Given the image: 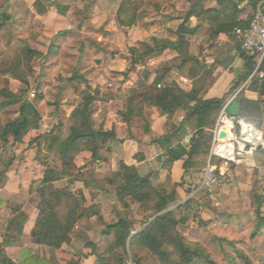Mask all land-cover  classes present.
Wrapping results in <instances>:
<instances>
[{"label": "trees", "instance_id": "1", "mask_svg": "<svg viewBox=\"0 0 264 264\" xmlns=\"http://www.w3.org/2000/svg\"><path fill=\"white\" fill-rule=\"evenodd\" d=\"M184 1L192 3L191 9L187 13L177 12L175 2L168 3V6L163 9V11H171L170 14H183L180 15L183 22L176 32V42L153 37L142 43L141 48H131L129 50L131 59L129 72L135 69L137 65L144 64L148 59L169 49L176 51L179 57L176 61L162 67L157 72L153 82L148 83L150 75L145 74L146 82L139 83L137 88L129 90L124 97L125 110L120 112L118 116L121 122L130 126L135 124V119L143 117L146 106L156 108L161 115L167 116L168 134L162 140L168 147L167 165L172 166L176 161L187 158L184 163V170L188 172L191 169H203L207 165L213 139L212 132L218 116L226 104V97L214 100H203L199 97L200 92L206 87L205 81L210 75V71L203 62L189 54L190 44L186 37L198 32V27L196 29L190 28V20L193 17H197L199 21L204 20V18H211L215 23L220 20L221 14H235L231 18L228 17L227 21L217 22L210 32V37L215 38L223 32L232 40L235 38L233 30L236 27L244 28L248 23L235 20L241 11L239 10L240 5L232 0H215L222 7L220 11L204 10L203 2L205 0ZM251 1L256 2L257 0ZM257 4L256 2L253 6L256 8ZM143 5V0H123L117 12L119 27L134 26ZM55 7L63 15H66L70 10V6L56 4ZM33 8L40 16L49 14V7L43 0H37ZM9 21L10 16L0 9V30L4 29ZM237 43L235 48L246 62V72L241 78V83H245L254 75L258 66V59L257 55L244 52L239 42ZM55 50L56 47L52 46L47 56L55 55ZM16 53L17 67L22 62L29 65L37 59L46 57L33 50L27 42H22ZM173 69H177L181 75L197 79L191 92L184 91L176 83H164ZM262 73L264 75V62L261 64L258 73L251 78L249 89L259 91L261 97H264V76H260ZM23 81L26 83L25 80ZM69 84L75 93L82 96V102L72 112L67 126L60 120L50 132L37 137L30 143V147L35 143L37 144L38 159L43 158L49 162L56 161L55 157H57L59 161L56 165L55 163L46 165L44 178L35 190H31V193H35L38 199L36 204L39 212L31 233L32 243L52 250H61L64 245L71 243V236L80 220L93 217L102 219L100 206L85 207L84 199L78 196L72 187L57 188L55 186L57 181L68 179L70 185L81 182L88 189L93 188L106 192L112 189L124 209H129L131 203H137L151 212L152 215L146 222L147 227L133 237L131 248L140 247L150 250L162 264H219L201 245L191 243L181 235L178 228L185 220H175L173 218L174 211L163 214L169 210L170 195H162L148 177H142L139 174L136 167L127 166L124 162H120L117 171L113 173L89 175L78 173L74 175V170H76L75 159L81 153H91L94 162H108V141L116 139V135L114 131H106L103 126H97L92 121V105L95 101L108 103L117 96L112 90L100 91L97 89L91 94L89 81L85 75L79 72L74 73ZM0 95L4 97V101L0 103V112L13 106H19L18 117L1 128L0 140L5 145L9 143L10 138H13L15 143H22L31 130L38 128L42 119L37 105L35 102L25 100L23 96H17L11 92L1 91ZM42 98L43 96L39 95L35 101H41ZM235 100L238 102L243 120L254 124L259 129L264 126V99L252 101L241 93ZM192 104L193 106H191ZM179 109H185L187 114L181 125L175 127L171 120ZM145 124V130L148 132L150 123L145 121ZM187 129L194 132L189 150L180 144L187 135ZM175 141L178 142L176 146L173 145ZM202 157L204 158L200 160ZM254 161L257 166L254 170L258 171L264 168L263 150L255 153ZM12 166L13 160L6 162L0 159V189H3L8 183L7 174ZM188 204L189 201L176 210H181ZM255 205L257 206L259 222L252 232V239L264 237V190L262 193L257 192L255 194ZM4 206H8L12 212V218L7 222V233L9 235L14 233L21 235L22 228L27 221V215L21 206L0 200V207ZM152 219L154 220L151 221ZM133 232L134 223L127 219H120L116 223L106 225L103 235L105 237L112 236L113 245L127 252L128 242ZM8 240H5L3 244L6 247L11 245ZM230 244L241 260L246 264H252L243 250L236 248L233 242ZM87 248L90 249V254L96 257L95 264H109L108 259L99 251L97 244L90 243ZM134 260L135 264H143L136 258ZM229 262L230 264H238L230 256ZM0 264H14L8 259L1 246ZM21 264H51V262L35 255H23ZM69 264H81V260H71ZM118 264H124V262L120 260Z\"/></svg>", "mask_w": 264, "mask_h": 264}, {"label": "crops", "instance_id": "2", "mask_svg": "<svg viewBox=\"0 0 264 264\" xmlns=\"http://www.w3.org/2000/svg\"><path fill=\"white\" fill-rule=\"evenodd\" d=\"M36 1L37 0H34V2L31 4L32 7ZM232 1L240 5L239 10L241 11V14H238L235 20L248 24L252 20L254 13L264 2V0H257L256 2L258 4L255 8L253 4L256 2H252L251 0ZM44 2L49 7V14H47L46 16H40L37 13L8 15H16L20 18L25 19L30 16V20H33L32 27H34V29L35 27H38L37 29L45 30L41 37H45L44 39L46 40L48 31H50V29H53L50 25H52L56 21H59L61 23V21L71 19L73 14H60L54 5V3L60 4L58 0H45ZM178 2L179 5H176L177 12L187 13L188 11H190L192 3L184 0H178ZM120 4L118 5L114 16V22L117 29H129L139 24V20L141 17L140 13L143 10L144 5L137 16V23L132 27L121 28L117 23V12ZM64 6L70 5L65 4ZM203 6L204 10L220 11L222 9L220 4L215 0H205L203 2ZM53 10L58 14H53ZM170 13L172 12L170 11L168 14H163L164 16H162L158 20L159 23L155 24V28H151L150 31H147L144 28L142 31L144 32V35L148 32H151L153 35L147 37L145 40H142V42L138 46H134L132 48H141L142 43L149 41L153 37L160 40H169L171 42H176V32L183 22L180 15L183 14ZM233 15L235 14H221V18H219L220 20L216 21L215 23L211 18H204V20L199 21L197 17H193L190 20L189 26L191 29H196L198 27V32L186 37L187 41L190 44L189 54L203 62L206 65L207 69L210 71V75H208L205 81L206 87L200 92L199 97L203 100L223 99L226 97L225 106L230 105L233 100L236 99L241 93L244 94L247 99L252 101H258L261 98L262 100L264 99V97H261L259 91H252L249 89V82L255 75V73L249 81L241 83V78L246 72V62L235 48L238 45L237 42H239L236 37L235 30L242 27H236L233 30L235 37L233 40L223 32L219 33V35L215 38L210 37V32H212V28L215 24H217V22L227 21L228 17L231 18L233 17ZM42 24H45L47 26H45L44 28ZM75 29H77V27L75 28V26H72L69 21V23H67L64 28L59 29L55 33V35H58L60 32H64L65 30H72L71 33L74 34L76 33ZM98 39L99 43L104 40L99 36ZM56 40L57 38H55L54 36L51 37L50 43L52 44L49 46L47 52L35 48L33 45L31 46V48L45 55L46 57L42 59L43 61H45L47 58L52 57H48L47 54L50 48L52 46H55L56 54L53 56H56L58 54V57L56 58L58 59V67L56 68V71H60V73H66L69 69L73 71V75L75 72H80L81 74L85 75L87 80L89 81V86L91 87V90L89 92L91 94L97 89H99L100 91L112 90L117 96L115 99L109 101L108 103L95 101L93 105H96L97 110H95L96 108H92L91 115L92 121L97 126H103L106 131L115 132L116 139L109 140L107 145V148L109 150L108 162H94L92 160L91 153L84 152L75 159V166L78 169V172L84 173L86 175L113 173L117 171L118 164L120 162H124L127 166L136 167L142 177H148L152 184L162 195H170L169 205L173 202L175 205L174 209H177L179 206L189 201L188 199L190 195L196 193L197 191V193H201L203 190L210 188H200L204 170L207 165L203 169H191L188 172H185L184 170V163L187 158L176 161L172 166L167 165L168 147L166 143L162 142V140L168 134L167 116L161 115L156 108L147 106L144 107L143 117L140 119H135V124L132 126L127 123L121 122L118 116L120 112H123L125 110L124 97L129 92V90L137 88V86L141 82H146L145 74L150 75L148 83L153 82L156 78L157 72L162 67L170 62L176 61V59L179 57V54L176 51L169 49L162 54L155 55L154 57L148 59L144 64L137 65L131 72H129L130 68H128V70L124 72L125 77L119 78L120 81L116 82L117 80L105 78L102 74H100V71L98 70L95 71L92 69L89 71L85 70L84 72L79 71L78 69L80 68L75 70L79 63H81L83 59H86L83 58L81 50L76 46H72L70 44V38H61L60 40H58V44L54 43ZM29 41L26 42L28 44H32L34 42L33 40ZM86 51L87 53L90 52L89 49H87ZM97 54L95 55V57L97 56ZM84 56H86V54H84ZM136 70L139 74L137 77L132 75ZM73 75L66 77L64 82L55 84V86L58 87L56 96L64 100L62 101L60 112H58V110L56 109L48 110L46 115L44 116L37 106L42 116L38 128L31 130L23 139L22 143H15L13 138L9 139V145L12 147L11 149L14 153L11 158V160H13V166L7 174L9 179L8 183L3 189H0V200L21 206L23 212L27 215V221L22 228L21 235L17 233L9 235L6 229L7 222L12 218V212L8 206L0 207V246L5 251L8 259H10L14 264H21L23 261V255H35L42 259L50 261L51 264H69V262L75 258L74 254L76 253V246L77 241L80 240L79 238H84V240H87V243L89 244H98L102 240V238H104L103 232L105 231V226L108 224L116 223L120 220L119 219L116 222H111L112 214L110 213V211L123 213V208L121 207V204L119 203L116 194L112 189L108 192L93 188L88 189L84 186L83 183L77 182L75 183L76 186H74L73 191L78 196L84 199L85 207H90L93 205L100 206L102 219L93 217L91 219L84 218L80 220L77 223L71 236V243L68 245H64L61 250H52L48 247L37 246L32 243L31 233L36 224L39 212L36 204V201L38 199L35 198V196L30 195L31 190L33 186L37 187L44 178L47 169L46 165H53V162L45 161L43 158L38 159L36 154L37 152H35V150H37V144L35 143L30 147V143L37 137L50 132L56 125H58L60 120L65 124V126H67L72 112L82 102V96L75 93V91L69 84V80ZM196 81L197 79L190 78L187 75H181L177 69H173L164 83H176L184 91L191 92L195 86ZM15 82L18 83V88L17 90L13 91V93L17 96H21V94L23 93L22 82H20V80L18 79H15ZM25 82V84L27 85L31 83L28 78L25 80ZM44 89L46 90V93H50L49 91L50 89H52V87L44 84ZM70 92L74 94V98H76L77 101L75 105L68 107L66 105V102L68 96H70ZM42 96L43 98L41 101H44L48 98L44 97V95ZM191 106H193V104ZM64 111L66 113H64ZM186 114L187 111L185 109H179L171 120L172 124L175 127H179L185 119ZM93 116L96 117L97 120H94ZM62 117H65L66 120H63ZM144 120L150 123L148 132L145 130L146 124ZM217 122L218 119L216 121V124ZM186 132L187 135L182 139L180 144L184 148L189 150L194 132H192L190 129H187ZM177 144L178 142L175 141L173 145L176 146ZM203 158L204 157L200 158V160H202ZM209 160H207V164ZM213 164H215V166L219 169V173H221L222 175L227 172L228 166H226V164L222 160L216 158V160H213ZM240 167L244 166L240 165ZM260 170L264 171V168ZM68 182L69 181H67L66 179H63L61 182H57L55 184L57 188H60L59 185H61V183L68 184ZM30 199H33L32 202ZM167 211H172V209H169ZM121 219H126V217ZM7 239H9L8 241L11 244L9 247L3 245L5 240ZM85 253L90 252H86L85 250ZM86 256L87 258H84L81 264H94L95 257L90 254H87Z\"/></svg>", "mask_w": 264, "mask_h": 264}, {"label": "rangeland", "instance_id": "3", "mask_svg": "<svg viewBox=\"0 0 264 264\" xmlns=\"http://www.w3.org/2000/svg\"><path fill=\"white\" fill-rule=\"evenodd\" d=\"M58 1L62 6L69 4L70 10L67 14L73 15L71 19L61 21V23L59 21L51 23L52 25L50 26L53 29L48 31V36H46L47 41L44 39L45 37H41L45 32L44 29H37L38 27L34 29L32 27L33 20H30V16L26 19L16 15L10 16V21L6 27L0 30V92L13 93L18 88V83L15 82V79L20 80L23 85L21 96L25 100L35 102L44 116L48 110L56 109L60 112V107L64 100L56 96L58 87L55 84L64 82L66 77L73 75V71L69 69L66 73L56 71L58 67V59H56L58 54L47 58L45 61L37 59L29 65L22 62L17 67L16 52L22 42L33 40L34 42H31L30 46L33 45L35 48L47 52L49 46L52 44L50 43L52 36L57 38L54 42L56 44H58V40L61 38H70V44L79 48L83 58H86L79 63L75 70L78 68H80L78 70L81 72L92 69L98 70L105 78L114 79L117 80L116 82H119V78L125 77L124 72L130 68V48L138 46L142 40L153 35L151 32L144 35L143 29L145 28L147 31H150L151 28H155V24L159 23V18L164 16L163 14L170 12L163 11L168 6V3L175 2L176 5H179L178 0H143L144 8L140 13L139 24L129 29L120 30L116 27L114 16L122 0ZM33 2L34 0H0V9L7 14H36L31 5ZM56 4L58 3H54V5ZM53 12V14H58L54 10ZM69 21L72 26L77 27L75 29L76 33H71L72 30H65L55 35ZM43 26L45 28L47 25L44 24ZM98 36L104 39L101 43L98 41ZM87 49L90 52L87 53ZM96 54L97 56L95 57ZM132 75L137 77L139 74L136 70ZM27 78L31 82L28 85L23 81ZM44 84L52 87L49 91L50 93L45 92ZM41 94L48 98L44 101H35ZM3 101L4 97L0 95V103ZM76 101L77 99L74 98V94L70 92L66 105L71 107L75 105ZM92 108H96L95 110H97L96 105H93ZM18 110L19 106L17 105L0 112V130L8 122L17 118ZM64 113L66 112L64 111ZM93 119L97 120L94 116ZM63 120H66L65 117ZM260 129L264 131V126ZM11 148L9 143L5 145L0 140L1 160L6 162L11 160L14 154ZM55 158L56 161L52 162L56 165L59 161L57 157ZM78 173L81 172H78L76 168L74 175ZM62 180L57 182H61ZM66 180L69 181L68 179ZM75 183L72 185H70V182L68 184L61 183L59 186L60 188L70 186L73 189L76 186ZM35 188L34 186L32 187L33 190ZM263 190L264 171H256L245 166L240 167L230 164L227 167V172L220 176L218 185L207 188L201 193H197V191L190 195L188 206L183 207L181 210L174 209L175 205L173 202L169 205V209L174 211L173 218L175 220H185L178 228L181 235L186 237L191 243L201 245L217 263L230 264V256L238 264H246L235 253L234 247L230 244L233 242L236 248L245 252L252 264H264V237L251 238L255 226L259 222L256 211L257 206L255 205V194L257 192L262 193ZM30 195L36 198L35 193H31ZM30 200L32 202L33 199ZM122 212L110 211L112 214L111 222H116L124 217L128 221L133 222L134 232L131 237L147 225L146 222L150 215H152L151 212L142 208L137 203H131L130 208H123ZM168 212H164L163 214H167ZM103 237L97 245L99 246V251L108 259L109 264H118L120 260L124 264H135L134 258L140 260L143 264H162L155 254L146 248H131V242H128L126 252L122 248L113 245L114 239L112 236L105 237L103 235ZM79 239L73 260H81L82 263L83 259L87 258L86 255L90 254L85 253V250L86 252H90V249L87 248L89 244L87 240H84V238ZM96 261L95 257L94 264Z\"/></svg>", "mask_w": 264, "mask_h": 264}, {"label": "built area", "instance_id": "4", "mask_svg": "<svg viewBox=\"0 0 264 264\" xmlns=\"http://www.w3.org/2000/svg\"><path fill=\"white\" fill-rule=\"evenodd\" d=\"M235 34L244 52L257 55L258 66L255 71L257 74L264 62V3L254 13L250 23L244 28L236 29ZM260 76L263 77V73ZM228 107L229 105L221 110L213 130L210 160L204 170L201 189L219 183L222 174L213 164L214 159L222 160L226 166L244 165L255 169L257 167L254 161L255 153L259 150L264 151V131L243 119L237 123L229 113ZM221 132L225 133L224 138L220 136Z\"/></svg>", "mask_w": 264, "mask_h": 264}, {"label": "water", "instance_id": "5", "mask_svg": "<svg viewBox=\"0 0 264 264\" xmlns=\"http://www.w3.org/2000/svg\"><path fill=\"white\" fill-rule=\"evenodd\" d=\"M255 73H256V72H255ZM228 111H229V113L235 118V121H236L237 123H239V122L242 121V118H241V115H240L239 105H238V102H237L235 99H234L233 102L229 105V107H228ZM220 136H221L222 138H224L226 135H225V133L221 132ZM157 216H159V215H157ZM157 216H156V217H157ZM156 217H155V218H156ZM155 218H154V219H155ZM154 219H152L151 221H153ZM147 225H148V224H147ZM147 225H146L141 231H139V232H137L136 234H134V235L130 238L129 242H131V240L133 239L134 236H136L137 234L141 233V232L147 227Z\"/></svg>", "mask_w": 264, "mask_h": 264}]
</instances>
